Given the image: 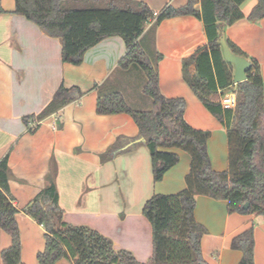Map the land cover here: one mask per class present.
Instances as JSON below:
<instances>
[{
  "label": "crops",
  "instance_id": "0c3cea01",
  "mask_svg": "<svg viewBox=\"0 0 264 264\" xmlns=\"http://www.w3.org/2000/svg\"><path fill=\"white\" fill-rule=\"evenodd\" d=\"M108 0H99L104 6ZM146 3L154 13L167 6L180 8L188 0H135ZM258 0L241 5L244 18L229 26L226 37L241 51L259 62L264 79V18L248 17ZM0 162L8 156L12 173L10 191L20 210L16 219L21 237V264H39L37 255L46 247L45 229L23 209L46 186L52 164L58 169L56 184L64 222L91 228L110 239L116 250H125L140 263L153 255V227L143 208L155 195H175L186 189L191 157L179 149H161L178 154L179 163L163 180L154 182L152 160L144 144L126 148L139 139V129L127 114L98 115L97 101L111 92L123 94L136 111L152 109L143 93L146 82L136 85L133 67L119 68L127 53L124 40L112 37L90 49L81 65L62 60L63 42L47 36L25 17L14 14L15 0H0ZM198 5V9H200ZM150 54L162 55L158 63L160 90L167 98L183 99L185 119L194 129L210 132L208 154L212 168H229L226 129L198 100L183 79L182 61L208 42L204 24L193 16L147 24L141 38ZM145 76V75H144ZM78 88L82 96L42 122L28 123L39 115L58 89ZM33 129V132L31 131ZM118 139L121 150L134 148L103 163L105 154ZM195 218L206 230L202 253L209 264H240L243 254L232 249L233 240L253 228L255 264H264V216L230 214L228 202L196 197ZM12 246L11 237L0 228L2 252ZM57 264H74L63 259Z\"/></svg>",
  "mask_w": 264,
  "mask_h": 264
},
{
  "label": "trees",
  "instance_id": "16d2710c",
  "mask_svg": "<svg viewBox=\"0 0 264 264\" xmlns=\"http://www.w3.org/2000/svg\"><path fill=\"white\" fill-rule=\"evenodd\" d=\"M246 0H188L180 8L165 7L157 16L144 2L108 0H15L14 14L37 25L47 36L63 42L62 60L81 65L85 54L102 41L120 37L127 53L119 62L121 70L133 67L146 78L143 93L152 100L149 111L133 110L120 92L102 95L97 101L98 115H130L145 139L150 152L154 182L163 180L180 157L161 149H179L191 157L186 189L175 195H155L146 202L144 216L153 227V255L140 263L125 250H116L107 237L87 227L64 222L56 184L58 169L52 164L46 186L23 212L45 229L46 247L37 255L39 264H57L70 259L74 264H209L202 253V239L207 230L195 218L196 197L206 196L228 202L230 214L264 216V79L260 64L236 47L225 35L226 29L244 18L241 5ZM200 5V9H198ZM5 11L0 6V14ZM193 16L204 24L207 44L182 61L183 79L204 107L226 129L229 143V168L216 172L208 154L210 132L194 129L185 119L183 99L167 98L160 90L156 56L142 46L147 24L155 27L164 20ZM264 18V0H258L248 20ZM225 35L231 51L251 63L247 80L234 85V66L223 56L220 38ZM234 91L237 104L225 110L220 94ZM82 96L78 88L61 86L51 103L37 116L26 117L38 123L57 114ZM33 132V129H31ZM122 139L101 155L103 163L124 152ZM12 173L8 156L0 162V228L12 239V246L2 252L4 264H21V237L17 222L20 210L10 191ZM249 204L248 208H245ZM232 249L240 251V264H255L253 228L237 236Z\"/></svg>",
  "mask_w": 264,
  "mask_h": 264
},
{
  "label": "water",
  "instance_id": "95a60500",
  "mask_svg": "<svg viewBox=\"0 0 264 264\" xmlns=\"http://www.w3.org/2000/svg\"><path fill=\"white\" fill-rule=\"evenodd\" d=\"M220 44L222 47L224 59L228 63H231L234 66V75H233L234 85H238L240 83L245 82L247 80V73L251 69V63L247 59L237 56L231 51V49L229 48L226 42L224 34L220 38ZM145 142L146 141L144 138H139L133 141L132 143H130L126 148L145 144ZM248 207L249 204H246L245 208Z\"/></svg>",
  "mask_w": 264,
  "mask_h": 264
},
{
  "label": "built area",
  "instance_id": "2783aa9c",
  "mask_svg": "<svg viewBox=\"0 0 264 264\" xmlns=\"http://www.w3.org/2000/svg\"><path fill=\"white\" fill-rule=\"evenodd\" d=\"M158 13H155L157 16ZM221 105L225 110H234L237 104V97L234 91H225L220 94Z\"/></svg>",
  "mask_w": 264,
  "mask_h": 264
},
{
  "label": "rangeland",
  "instance_id": "374dc122",
  "mask_svg": "<svg viewBox=\"0 0 264 264\" xmlns=\"http://www.w3.org/2000/svg\"><path fill=\"white\" fill-rule=\"evenodd\" d=\"M148 40H149V38L147 37L143 42H142V46H145V45H147L148 43ZM138 71H141V70H138ZM141 73V72H140ZM137 74L136 75V85H140V83H142V82H146V78H145V76H144V74Z\"/></svg>",
  "mask_w": 264,
  "mask_h": 264
}]
</instances>
